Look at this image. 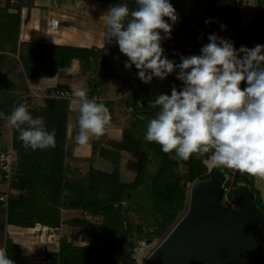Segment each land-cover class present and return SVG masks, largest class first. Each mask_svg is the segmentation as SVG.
<instances>
[{"label":"trees","instance_id":"obj_1","mask_svg":"<svg viewBox=\"0 0 264 264\" xmlns=\"http://www.w3.org/2000/svg\"><path fill=\"white\" fill-rule=\"evenodd\" d=\"M21 2L0 0V141L11 128L17 153L16 177L11 183L8 205L4 206L0 201V220L4 219L0 222V232H6L8 225L60 228L68 224L81 227L89 241L77 244L67 237L61 238L58 249L46 252L48 264H135V248L142 241L151 242L154 237L164 240L187 208L190 186L209 177V168L199 157L193 155L183 161L174 152L164 153L159 144L146 142L147 123L154 116L146 118V114L135 113V110L156 113L158 109L152 104L160 94L171 95L173 86L180 90L183 82L176 79L179 70L163 80L154 77L147 95L141 102L140 98L136 99L135 109L133 100L137 88L129 76H124L129 91L126 94H133L132 99H125L124 103L132 115L120 139L108 140L106 147H100L99 142L93 145L94 153L111 162L112 168L105 170L91 162L84 175L81 168L72 164L76 160L73 155L76 142L69 137V103L50 97L57 90L71 91L70 86L59 83L48 88L45 95L34 96L28 80L56 76L61 69L71 67L76 61L81 74L88 76L87 95L92 99L100 92L98 78L113 77L118 73L110 69L107 58H102L99 73L91 77L93 59L98 51L95 46L20 43ZM169 2L176 9L178 20L172 24L165 17L172 24V32L171 39L162 41V47L164 55L177 64L182 56L201 54V48L209 43L208 37L212 34L233 42L237 50L241 46L264 45V0H254L255 8L249 14H245L239 0ZM15 53L19 56L15 57ZM131 71L138 77L135 65ZM246 86V82L241 83L242 89ZM97 102L109 105L108 109L114 104V101L102 99ZM22 103L48 131L56 130L54 148L32 150L23 146L18 130L8 123L12 110ZM123 152L128 154L127 160L123 159ZM160 165V174L154 180H146ZM220 168L228 175L225 184L230 189L226 195L227 204L234 202L231 189L245 183L256 193L258 204L264 209L256 187V176ZM125 173L133 177L127 179ZM65 211H79L81 215L64 219ZM130 211L144 222H133ZM3 248L7 249L8 258L15 264H28L21 244L9 234H6Z\"/></svg>","mask_w":264,"mask_h":264},{"label":"clouds","instance_id":"obj_2","mask_svg":"<svg viewBox=\"0 0 264 264\" xmlns=\"http://www.w3.org/2000/svg\"><path fill=\"white\" fill-rule=\"evenodd\" d=\"M134 2L136 10L122 3L103 15L106 41L115 40L128 58L125 68L135 65L145 84L154 77L163 80L177 69L176 79L183 82L180 90L173 86L171 95L156 98L152 107L158 111L147 123L144 140L159 144L166 154L174 152L183 161L207 155L204 163L214 168L264 177V45L237 50L233 42L212 34L201 54L182 56L177 64L164 55L162 47L163 40L171 39L172 24L178 20L176 9L169 0ZM43 82L44 78L36 90ZM242 82L247 85L243 89ZM72 97L78 105L75 142L87 145L91 137L104 135L111 114L103 102L89 99L84 88L74 89ZM8 123L18 130L26 149L56 146V130L48 131L40 119H34L26 104L12 110ZM0 264H15L2 247Z\"/></svg>","mask_w":264,"mask_h":264},{"label":"water","instance_id":"obj_3","mask_svg":"<svg viewBox=\"0 0 264 264\" xmlns=\"http://www.w3.org/2000/svg\"><path fill=\"white\" fill-rule=\"evenodd\" d=\"M127 3L136 10L134 0H115V6ZM124 21L125 27L128 20ZM122 53L115 40L97 51L93 59L94 74L102 58H107L113 72L129 76L137 88L140 102L151 89L153 82L145 84L118 60ZM138 115L155 116L153 111H138ZM143 137V136H142ZM204 162V158H200ZM209 177L198 180L191 187L189 208L175 224L159 246L147 257L144 264H264V209L258 204L256 193L242 183L231 189L236 207L229 206L224 198L228 175L220 167L208 165ZM158 170L146 180H154Z\"/></svg>","mask_w":264,"mask_h":264},{"label":"rangeland","instance_id":"obj_4","mask_svg":"<svg viewBox=\"0 0 264 264\" xmlns=\"http://www.w3.org/2000/svg\"><path fill=\"white\" fill-rule=\"evenodd\" d=\"M26 0H22L20 8L22 12V20H23V28L26 27V21L30 19V21L34 18V31L33 34L41 35L44 31L45 20L43 21L44 15L48 14L49 17L58 18L61 21V25L59 29L48 31L51 39L50 42L62 44V43H76L78 41L82 45L90 44L94 41L97 36L105 35V20L103 15L107 12L110 7L115 6L114 0H54L55 5L48 6L45 9L46 12H40L42 9L39 6H34L36 8H32L31 5L25 4ZM28 2V1H26ZM24 4V5H23ZM33 4V3H32ZM66 4H71L72 7H66ZM255 8L254 0L250 2V5L247 9L244 10L245 14H249L250 11L252 12ZM106 40V39H105ZM77 44V43H76ZM99 50V48H98ZM118 77H114L109 79L108 77H103L100 79L99 91L103 92V94L112 95L114 93V89L119 85L117 82ZM42 78H36L35 81H31L32 85L37 84L41 81ZM159 79V78H158ZM67 80V79H66ZM65 80V81H66ZM63 79L60 77H44V82L39 87L38 91H44L46 87H52L57 85L58 82H62ZM74 89H78V86L74 87ZM127 93V92H126ZM133 94L128 93L126 94L127 99H132ZM73 100V99H72ZM71 111L69 112L70 118H72V112L77 113L78 115V105H75L71 102ZM132 111L128 110L126 113H116V116H111L114 118V123H122V119L131 117ZM120 119V120H117ZM76 127V126H75ZM71 131V127L69 128ZM77 130V129H76ZM70 133V132H69ZM72 135V133H70ZM12 138V131L11 128L6 131L5 136L1 139L0 142H8ZM104 162V161H103ZM73 165L81 168L82 174L85 173L89 169V162L87 160H74ZM105 166L101 167H108L110 168L111 165L109 162H104ZM125 177L127 179H131L133 176L130 173H125ZM193 185V184H192ZM189 188V199L186 210L181 214L179 220L183 217V215L187 212L189 208V200H190V193L191 187ZM256 187L259 191L260 196L264 202V177L256 176ZM4 187H0V190H3ZM230 189L227 188V192ZM226 192V195H227ZM225 202H228L226 196L224 198ZM231 207H236L234 202L228 204ZM81 213L79 211H68L65 214V219H69L75 216H80ZM129 217L133 222H144L142 219L139 218L137 214L130 211ZM4 219L1 218L0 222ZM178 220V221H179ZM40 228V227H39ZM41 229V228H40ZM11 230V231H10ZM11 232V233H10ZM40 233V234H38ZM6 234H12L13 237H21L22 246L25 251V256L29 262H33V264H46L43 262L45 251L49 250H56L58 249V244L61 238L67 237L69 240L77 244H84L89 241V238L86 234L84 228L81 227H74L68 224H64L60 228L54 229L53 231H44V230H33V231H21L20 234L16 235L15 232L7 226L6 232H0V247H4L5 237ZM163 241V238H155L151 242H147L146 244L140 243L136 248L135 251L141 248V256L137 255L140 259H135V264H144L147 257L160 245ZM31 250V251H29ZM141 257V258H140ZM142 259V260H141Z\"/></svg>","mask_w":264,"mask_h":264},{"label":"crops","instance_id":"obj_5","mask_svg":"<svg viewBox=\"0 0 264 264\" xmlns=\"http://www.w3.org/2000/svg\"><path fill=\"white\" fill-rule=\"evenodd\" d=\"M26 1H28V2H26ZM26 1H25V4L31 5L32 8L33 7L36 8L34 6V4H35L36 6H39L42 9H44V10L40 11L41 13L42 12H46V10H47V9H45L46 7L55 5L54 0H26ZM51 19H58V18L49 17L47 12H46V14L43 17V21L45 20L44 31H43V33L41 35H39V37H37L36 34L35 35L33 34L34 23H35L33 21L34 18L31 21H30V19L26 21L25 29L23 28V25L21 24L19 42L21 43L22 41H30V42H39V43L58 44V43L50 42L51 37L48 34V31L57 30L60 27L59 26L57 29L50 28L48 23H49V21ZM22 23H23V20H22ZM76 43H62V44L76 45V46H81V47L95 46V47H97L99 49H103L106 46L105 35L104 36L103 35L97 36V38L94 41H92L90 44L82 45L78 41H76ZM15 55H16L15 57L19 56L18 53H15ZM98 73H99V71H98ZM117 73L118 74L113 76V77H108L109 79L114 78V77H118L116 80H117V82H119V85L116 87V89H114L115 90L114 91L115 94H112V95L103 94V92H101V91L96 93V95L100 96L102 100L114 101V104L111 105L112 109H109L110 114H111L112 117L116 116L117 112L118 113H126V111L131 110V109H127L126 105L124 103V100L127 99L126 98V91L129 92L127 90V88L125 87L127 83L124 80V75L121 72H117ZM97 74H94V72L92 70L91 77L92 76H96ZM53 77H60V79H63L62 82H58L57 84L61 83V84L69 85L72 92H73L75 86L76 87L78 86V88H84L86 90L89 89L88 83H87V79H88L87 77L88 76L81 74L80 65L76 61L74 62V64L71 67L61 69L59 74L56 75V76H53ZM103 77H106V76L99 77L98 78L99 81ZM35 79L28 80V84H29V87H30V90H31V94H33L34 96H43V95L46 94V90L48 88H53L54 87V86L46 87V89L44 91H38V90H36V86L35 85H38L40 82H38L35 85H32V83H31V81H35ZM40 87H41V85H40ZM71 102H72V100H71ZM71 102H69V112L71 111V108H70ZM107 107H109V105H107ZM72 115H73L72 118H70V115L68 114L69 128L71 127V131L69 130V132L72 133V135H70V133H69V137L71 139H75V136L78 133V124H77L78 115L75 112H72ZM112 117H111L110 125L107 126L106 129H105L104 135H102L101 137H98V138L97 137H91L90 142L87 145L81 146V145H78L76 143V145L74 146V153H73V155L76 158V160H78V159L79 160H87L89 162V164L92 162L96 167H99V168H102V169H105V170H111V168H112L111 162H109L108 160H106L103 157H101V155H99L98 153L95 154L94 150H93V145H94L95 142H99V144H100L99 146L100 147H106L107 146L106 142L108 140H117V139L121 138V135H122V132H123V128H124V126L126 125V123L128 122V120L130 118L129 119H128V117L123 118L122 119V123H114V122H117V121H115L114 118H112ZM117 120H120V119L117 118ZM122 154H123V156H122L123 159L127 160L128 154L125 153V152H123ZM103 161L104 162H109L111 167L110 168L108 167V169H106L107 167H105V168L101 167V166H105ZM66 212H68V211H65L64 214H63L64 219H65ZM8 227H10L15 232L16 235L20 234L21 231H23V230L24 231H33V230L39 229V230H44V231H49V230L53 231L54 229H57V228H49V227L41 226V225H37L35 228H22V227H17V226H13V225H8ZM38 234H40V233H38ZM9 235L11 237H13L12 234H9ZM13 239L21 244L24 260L26 262H28V264H33V262L32 261L29 262L28 259L25 256V251H24V248L22 246V243H23L22 238L16 236V237H13ZM21 240H22V243H21ZM48 250L49 249H47L45 251V255H46V252ZM43 262L44 263L46 262V264H48V261L45 259V256H44ZM35 264H37V263H35Z\"/></svg>","mask_w":264,"mask_h":264},{"label":"built area","instance_id":"obj_6","mask_svg":"<svg viewBox=\"0 0 264 264\" xmlns=\"http://www.w3.org/2000/svg\"><path fill=\"white\" fill-rule=\"evenodd\" d=\"M2 1L6 2L7 0H2ZM239 1H241V8L245 10L248 8L252 0H239ZM11 2L14 3L15 0H11ZM48 24L50 28L57 29L60 26L61 21L59 19H51ZM50 97H53L57 100L66 101L68 103L71 102V100L73 99L72 91L70 90H57L56 92L52 93ZM94 99H96L97 101L100 100L101 97L95 95ZM16 157H17V153L16 150L14 149L12 138L8 142H0V184L2 185V187H4V189L0 193V201L4 204V206L8 205L9 198L11 196V183L13 179L16 177V171H15V161L17 159ZM226 199L229 202L227 197ZM142 243L146 244L147 242L143 241ZM141 250L142 249L139 248L135 251L134 258L136 259V261L137 259H139L137 255L141 256ZM137 262H142V261H137Z\"/></svg>","mask_w":264,"mask_h":264},{"label":"flooded vegetation","instance_id":"obj_7","mask_svg":"<svg viewBox=\"0 0 264 264\" xmlns=\"http://www.w3.org/2000/svg\"><path fill=\"white\" fill-rule=\"evenodd\" d=\"M118 60L121 61V62H126V61H127V58H125V55H124V54H121V55L118 57Z\"/></svg>","mask_w":264,"mask_h":264}]
</instances>
